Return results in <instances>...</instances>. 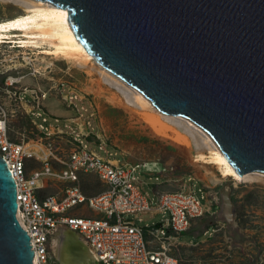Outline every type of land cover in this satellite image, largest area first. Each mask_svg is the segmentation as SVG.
Here are the masks:
<instances>
[{
    "label": "water",
    "instance_id": "water-1",
    "mask_svg": "<svg viewBox=\"0 0 264 264\" xmlns=\"http://www.w3.org/2000/svg\"><path fill=\"white\" fill-rule=\"evenodd\" d=\"M43 1L67 10L97 63L208 134L238 175L264 174V0ZM16 211L0 157V264H33Z\"/></svg>",
    "mask_w": 264,
    "mask_h": 264
},
{
    "label": "rangeland",
    "instance_id": "rangeland-1",
    "mask_svg": "<svg viewBox=\"0 0 264 264\" xmlns=\"http://www.w3.org/2000/svg\"><path fill=\"white\" fill-rule=\"evenodd\" d=\"M27 5L23 0H0V21L21 14ZM47 51V45L43 44L27 53L35 59L34 53ZM13 54L9 53L7 44L0 45V120L5 122L3 132L7 138L28 143L31 149L42 148L44 153L50 148L61 157V149L68 151L73 146L68 135L73 130L74 134L81 132L80 139L86 137V141L102 145L106 153H115L121 162L155 163L153 168L157 173L139 175L142 190L148 192L147 185L153 184L161 192L195 185L205 193L206 211L202 218L168 247L181 264H264L263 173L244 174L241 181L231 177L209 181L205 170L217 176L219 172L213 165L195 162L193 156L199 147L194 145L202 147L201 150L207 146L197 126L186 118L163 114L160 121L164 127L158 130L160 122L151 113L141 112L131 88L97 68H91L93 75L84 67L71 69L64 60L53 59L54 66L39 74L34 73L37 66L31 65L5 73L13 64L8 59ZM42 56L53 58L39 54ZM15 60L22 62L21 58ZM10 76L20 79L19 83L8 84ZM42 126L49 127L53 133L46 135ZM87 132L89 136L85 135ZM179 134L193 139L192 145ZM42 155L26 161L27 172L42 166ZM53 164L56 169L60 167ZM80 184L89 196L103 189L92 175H81ZM60 185L49 180L47 193H54ZM139 217L142 225L157 223L162 218L151 213ZM50 260L51 264H61L52 243Z\"/></svg>",
    "mask_w": 264,
    "mask_h": 264
},
{
    "label": "built area",
    "instance_id": "built-area-1",
    "mask_svg": "<svg viewBox=\"0 0 264 264\" xmlns=\"http://www.w3.org/2000/svg\"><path fill=\"white\" fill-rule=\"evenodd\" d=\"M41 130L48 136L53 133L47 126ZM80 133L72 130L68 134L73 146L68 151L61 149L58 157L50 148L47 153L42 148L33 150L28 143L13 142L1 132L0 157L16 184V217L30 237L33 264H51V242L63 230L84 240L96 264H181L168 247L204 215L202 188L192 185L161 192L153 184L147 185L146 192L139 179L146 172L121 162L115 153H106L102 145L86 137L84 142ZM37 154H43L42 166L27 172L26 161ZM53 163L60 167L56 169ZM81 175L94 176L102 191L86 195ZM49 180L61 184L54 193H47ZM146 213L162 218L142 225L139 216Z\"/></svg>",
    "mask_w": 264,
    "mask_h": 264
},
{
    "label": "bare ground",
    "instance_id": "bare-ground-1",
    "mask_svg": "<svg viewBox=\"0 0 264 264\" xmlns=\"http://www.w3.org/2000/svg\"><path fill=\"white\" fill-rule=\"evenodd\" d=\"M23 1L27 2L28 5L24 7L21 14L0 21V45L7 44L9 53H14L12 56L8 57V59L12 60L10 62H13V64L7 67L5 73L12 69L18 70L19 68H26L31 65L34 67L37 66L36 69L34 68V73L39 74L42 70L54 66L53 59H61L64 60L71 69L78 68L79 66L84 67V70L94 75L91 71V68L94 67L102 74H107L124 85H128L97 63L85 50L68 23V12L66 9L58 8L43 0ZM43 44L47 45V52L34 53L35 59H32V56H28V50H38ZM12 49H15V52H13ZM39 54L53 56V58L39 57ZM16 58H21L22 62L15 60ZM35 62H38V64H35ZM97 80L99 83L101 82L98 77ZM19 81L20 79H15L12 76L8 78V84L19 83ZM128 86L133 92L132 94L136 106L140 108L141 112L151 113V117L161 123H159L160 127L158 128V130H161V128L164 127V124L160 121L163 119V114L159 112L141 92L130 85ZM196 130L201 133L202 140L206 143L207 147H205V150H201L202 147L200 149V146L194 145V147H199L196 153L194 152L195 155L193 157L195 162H200V164L202 163L205 166H207V164L213 165L219 172L217 176L210 170H205V177L209 179V181H220L227 177H231L235 181H241L245 178V176L236 173L208 134L200 128L196 127ZM2 131H5V122L0 120V135ZM179 137L182 136L179 134ZM182 138L185 139V141L188 140L192 145L193 139L184 134ZM33 150L40 149L36 148ZM154 165L155 163L148 162L146 164H138L137 166L144 172H157V170L153 168ZM51 243L57 261L61 264H95V257L91 250L86 246L84 240L74 232L63 230Z\"/></svg>",
    "mask_w": 264,
    "mask_h": 264
}]
</instances>
